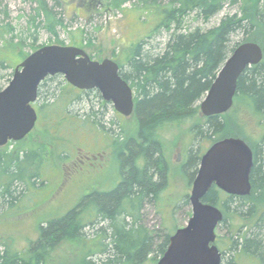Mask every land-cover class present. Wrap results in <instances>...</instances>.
<instances>
[{
	"label": "trees",
	"instance_id": "obj_1",
	"mask_svg": "<svg viewBox=\"0 0 264 264\" xmlns=\"http://www.w3.org/2000/svg\"><path fill=\"white\" fill-rule=\"evenodd\" d=\"M129 3H133L132 12L139 14L143 26L149 24L146 35L128 48L126 58L116 60L121 76L135 92L136 128L125 139L126 131L118 124L117 138L109 136V139L108 132L113 131H105L103 123L112 104L103 100L97 90L82 91L67 81L64 85L56 84L61 75L48 77L40 86L35 104L38 112L35 130H40L36 147L16 151L10 148L17 143L11 142L0 148V204L2 202L6 208L0 209L1 215L21 214L34 207L36 199L33 202V197L39 196L38 191L46 186L43 178L47 165H52L55 157L68 159L71 142L78 136L93 137V134L102 133L108 137V143L116 148L122 159L120 181L110 191L95 190L86 195L63 216L40 223L38 239L26 248H16L8 240L2 242L0 264L158 262L172 235H165L158 243L142 223V210L146 203L155 202L169 179L170 165L164 159L160 140L163 128L189 120L196 121L191 129L194 143L206 139L214 144L235 137L245 140L253 149L251 195L230 196L214 186L205 202L224 212L225 218L219 228L227 225L231 233L229 247L223 249V242L218 239L216 242L226 253L222 264H239L238 256L241 255L252 256L259 264H264V209L259 212L256 202L264 191V132L257 143L250 144L243 135L229 133L225 115L202 119L200 114V103L233 51L245 42L264 47V0H169L166 4L160 0L110 2L118 10H126L124 7ZM226 4L240 6L239 12L226 15L218 26L210 29L188 26L190 20L209 22ZM42 14L44 18L40 24L60 45H66L56 32L58 26L65 27L63 20L52 13L44 0H39L38 16ZM11 32L10 25L0 26V40L7 42L0 48V69L3 70L14 68L2 58L4 52H16L19 48L18 44L6 40ZM165 35L166 41L157 40ZM80 36L83 40L84 31H80ZM237 38L242 41L236 42ZM72 40L69 46H79L75 34ZM2 89L0 85V91ZM90 95L95 99L90 113L71 109L70 106H81L89 101L86 97ZM236 100L246 101L264 128V60L242 74ZM98 105L103 111L95 108ZM202 148L200 145L196 151L191 149L189 160L183 166L184 172L191 176L190 183L194 182L201 157L207 151ZM189 202V197H185L184 203ZM229 215L256 219L250 231L243 235L241 228L233 229ZM88 229L93 233L89 234Z\"/></svg>",
	"mask_w": 264,
	"mask_h": 264
},
{
	"label": "rangeland",
	"instance_id": "obj_2",
	"mask_svg": "<svg viewBox=\"0 0 264 264\" xmlns=\"http://www.w3.org/2000/svg\"><path fill=\"white\" fill-rule=\"evenodd\" d=\"M44 1L52 13L64 22L65 27L56 28L59 39L69 46L75 34L79 43L77 47L84 49L96 61L104 59L122 61L126 58V53L132 43H138V40L147 33L149 24L143 26L142 21H139V14L132 12L133 3L127 4L124 7L126 10H118L116 6L110 4L111 0ZM161 1L166 4L169 0ZM38 8L39 0H0V26L10 25L13 32L7 35L6 40L11 44L19 45L16 52H4L2 55V58L14 67L8 70L0 69L2 88L9 84L8 80L12 79L15 68L25 59L21 54L30 55L35 48L40 46L60 45L56 37L40 24L44 16L43 14L38 16ZM239 10L240 6L226 4L223 11L209 22L190 20L188 26L191 29L195 27L210 29L218 26L226 15L238 13ZM80 31H84L83 40ZM237 39L236 42L242 41L240 38ZM157 40L166 41L167 36ZM4 42L0 40V48L7 43ZM65 81V78L61 76L56 79V84L64 85ZM86 98L89 101H85L81 106H70L71 109L79 113H90L92 100H95L94 95ZM112 106H109L103 123L105 131H113L108 132V137L116 139L119 134L118 124H120L126 131V139L136 128V119L134 116L124 117L116 114ZM95 108L103 111L100 105ZM225 118L229 125V133L243 135L250 144L257 143L264 132L260 120L244 100H235L233 108L225 114ZM194 122L196 121L189 120L167 126L163 128L160 136L163 155L171 171L168 182L155 202L146 203L142 210V223L151 235L156 237L158 243L165 235H173L178 229L187 226L192 216L190 202L186 204L184 201L185 197H190L193 183H190L191 176L184 172L183 166L189 160L191 149L196 151L201 145L203 150L205 148L208 150L212 144L206 139H199L194 143L191 136ZM39 132L40 130H35L32 135L18 142L15 147L11 146L10 149L22 151L35 148L37 141L40 140ZM93 137L82 135L72 138L71 148L68 150L69 158L61 160L55 157L54 163L47 165L43 178L46 180L44 184L46 186L38 191L39 194L37 192L39 196L33 197V202L34 198L36 202L32 209L12 216L1 215L3 211H0V245L8 240L7 242L16 248H26L30 242L38 239L40 223L63 216L82 198L95 190L110 191L116 187L120 181L119 170L122 159L116 148L108 143L107 136L97 133V135L93 134ZM100 155H104V159ZM0 181H2V176H0ZM262 193L263 195L256 200L259 212L264 209V191ZM0 209H6L2 202ZM255 219L247 220L231 215L228 217L233 229L241 228L243 235L250 231ZM228 228L226 225L217 230L218 240L223 242L221 243L223 249L229 247L231 242V233ZM87 231L89 234L93 233L90 229ZM2 249L0 246V251ZM238 260L239 264H259L258 260L252 256L241 255L238 256ZM157 263L147 262V264Z\"/></svg>",
	"mask_w": 264,
	"mask_h": 264
},
{
	"label": "water",
	"instance_id": "obj_3",
	"mask_svg": "<svg viewBox=\"0 0 264 264\" xmlns=\"http://www.w3.org/2000/svg\"><path fill=\"white\" fill-rule=\"evenodd\" d=\"M263 59L264 50L258 43L239 45L200 103L201 117L228 113L234 106L240 77ZM57 75L79 90H97L122 116L134 114L135 92L121 76L117 62L93 60L76 46H43L15 68L9 84L0 91V148L21 142L32 134L38 122L35 104L40 86L48 77ZM253 167L254 151L241 138H224L208 148L201 157L189 197L192 216L187 226L170 237L169 246L157 264L223 263L216 242L225 215L218 206L205 202V198L214 186L230 196H250Z\"/></svg>",
	"mask_w": 264,
	"mask_h": 264
},
{
	"label": "flooded vegetation",
	"instance_id": "obj_4",
	"mask_svg": "<svg viewBox=\"0 0 264 264\" xmlns=\"http://www.w3.org/2000/svg\"><path fill=\"white\" fill-rule=\"evenodd\" d=\"M262 48H263V50H264V47H262ZM263 60H264V59H263ZM132 116H133V115H132ZM162 153H163V151H162ZM163 156H164V155H163ZM100 157L104 159V155H100ZM96 159H97V157H96ZM164 159H165V157H164ZM220 251H221V250H220ZM221 253H222V257H223L222 260L224 261V259H225V254H226V253H225L224 251H221Z\"/></svg>",
	"mask_w": 264,
	"mask_h": 264
}]
</instances>
